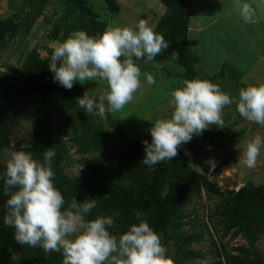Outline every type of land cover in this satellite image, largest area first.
<instances>
[{"label":"trees","instance_id":"1","mask_svg":"<svg viewBox=\"0 0 264 264\" xmlns=\"http://www.w3.org/2000/svg\"><path fill=\"white\" fill-rule=\"evenodd\" d=\"M102 1L105 12L100 14L91 8L89 0H10L8 10L12 14L0 17V52L9 42L25 39L39 18L49 25L46 35L54 45L81 30L98 37L120 13L116 0ZM159 2L164 9L154 29L164 36L169 47L150 62L146 57L134 58L137 66L169 61L183 69V81L222 77L227 65L211 77L201 76L195 69L196 59L188 39L192 0ZM48 9L53 10L54 18L44 15ZM53 49L54 46H34L18 68L0 71V155L8 148L11 136L28 123V142L20 151L43 164L45 151L55 150L50 167L55 173L54 186L65 198V208L72 199H95L97 207L85 218L111 216L114 226L109 231L117 237L131 225L147 222L160 235L174 264L203 260L208 254L217 264H264V254L256 245L264 236V183L248 181L237 190L222 192L209 176L198 172L180 155L172 161L144 164L143 141L151 143L150 133L134 138L110 113L103 121L80 108L78 99L87 91L77 82L67 90L53 81L54 74L48 67ZM174 52L178 59L173 57ZM227 71L238 81L233 69L228 67ZM247 86L243 84L242 88ZM72 150L82 156L78 163L83 172L79 176L65 171ZM86 155L94 157L86 159ZM6 165L0 162V176L6 172ZM203 192L208 199L216 198L207 220L201 219L195 209L185 207L200 199ZM8 198L0 179V264H62V251L45 254L41 247L16 242L14 228L4 224ZM227 237L228 241H224ZM235 238L245 243L230 247ZM202 241L211 248H194ZM13 252L23 258L13 261Z\"/></svg>","mask_w":264,"mask_h":264},{"label":"clouds","instance_id":"2","mask_svg":"<svg viewBox=\"0 0 264 264\" xmlns=\"http://www.w3.org/2000/svg\"><path fill=\"white\" fill-rule=\"evenodd\" d=\"M237 4L245 22H257L252 4H240L239 0ZM168 47L162 34L140 20L135 30L117 26L98 37L82 30L72 33L54 46L48 67L54 74L53 81L67 90L76 81H105L108 91L98 99L85 92L78 105L88 114L107 118L108 112H118L130 104L141 88V69L134 58L146 57L150 62ZM173 57L178 59L175 52ZM145 76L149 85L155 83L151 74ZM171 96V117L157 119L149 129L151 143L143 141L146 154L142 162L146 165L172 161L194 134L200 135L212 125L224 127L223 109L233 103L246 120L264 126V83L241 88L237 99L209 80L192 79L184 81ZM262 147L264 137L260 135L247 143L243 153L246 167L257 166ZM185 154L190 155L187 150ZM55 155V150L48 148L41 164L31 154L16 151L0 176L4 195L9 197L4 224L14 228L17 243L41 247L45 254L62 251V264H174L160 235L147 222L133 224L117 237L109 231L114 226L111 216L85 218L97 207L95 199H72L65 208V198L53 183L55 173L50 164ZM208 163L214 168L213 161ZM22 258L12 253L13 261Z\"/></svg>","mask_w":264,"mask_h":264},{"label":"rangeland","instance_id":"3","mask_svg":"<svg viewBox=\"0 0 264 264\" xmlns=\"http://www.w3.org/2000/svg\"><path fill=\"white\" fill-rule=\"evenodd\" d=\"M120 13L111 23L112 27H130L135 30L140 20H145L155 27L158 16L164 7L159 0H116ZM239 3H250L256 11L257 22H245L240 15L237 0H192L190 11V28L188 33L189 47L196 59L195 69L201 76L211 77L224 66L226 73L209 81L220 89L238 99L243 84L258 85L264 83V0H239ZM91 8L98 13L105 12L102 0H89ZM10 0H0V17L12 14ZM44 15L54 18L52 9ZM57 16V15H56ZM107 17V16H105ZM49 25L39 18L25 39L9 42L0 52V71H12L20 66L23 56L34 46L43 49L55 46L49 42L46 31ZM234 70L238 81L228 73L227 68ZM141 88L134 94L133 101L118 112H108L114 116L134 138L150 133L149 129L157 119L170 118L173 112L171 92L184 86L180 74L181 67L169 61L151 62L141 67ZM145 74H151L155 83L149 85ZM80 84L91 97L97 98L109 90L105 81H85ZM107 107V101H105ZM52 112V111H51ZM53 113H51V116ZM224 127L212 125L200 135H193L190 142L183 144L179 155L189 162L198 172L206 174L212 182L223 191L237 190L246 182L255 185L264 183V147L257 158V166L248 168L243 163V153L255 136L264 137V126L250 122L239 115L236 104L224 107L222 112ZM53 125L56 124L53 115ZM105 121V118H102ZM30 127L23 123L11 136L8 148L0 155V162L7 164L16 151L24 148L28 142ZM185 150L190 155L185 154ZM91 159L93 155L84 156ZM82 156L71 151V161L65 171L70 176H79L83 166L78 163ZM208 161L214 162V168ZM233 163V164H232ZM233 165L230 173L222 168ZM216 198H207L206 193L191 204H185L189 210L195 209L201 219L207 220V213L213 208ZM210 226V225H209ZM187 229V228H186ZM211 231V228L209 227ZM228 241V237L224 239ZM230 241V240H229ZM242 238L230 241V247L244 244ZM258 249L264 254V236L257 242ZM194 248L209 250L207 241L194 245ZM187 264H217L208 254L203 260L190 261Z\"/></svg>","mask_w":264,"mask_h":264},{"label":"bare ground","instance_id":"4","mask_svg":"<svg viewBox=\"0 0 264 264\" xmlns=\"http://www.w3.org/2000/svg\"><path fill=\"white\" fill-rule=\"evenodd\" d=\"M233 168V165H226L223 167V171L227 174V173H230L232 172V169Z\"/></svg>","mask_w":264,"mask_h":264},{"label":"crops","instance_id":"5","mask_svg":"<svg viewBox=\"0 0 264 264\" xmlns=\"http://www.w3.org/2000/svg\"><path fill=\"white\" fill-rule=\"evenodd\" d=\"M162 13H163V12H162ZM162 13H160V15L158 16V18L161 16ZM232 164H233V163H232ZM222 170H223V168H222Z\"/></svg>","mask_w":264,"mask_h":264}]
</instances>
